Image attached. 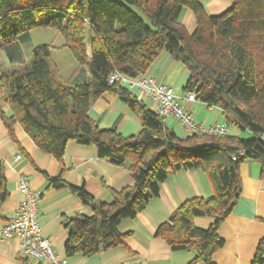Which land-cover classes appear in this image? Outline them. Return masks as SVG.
I'll list each match as a JSON object with an SVG mask.
<instances>
[{"label":"trees","instance_id":"obj_1","mask_svg":"<svg viewBox=\"0 0 264 264\" xmlns=\"http://www.w3.org/2000/svg\"><path fill=\"white\" fill-rule=\"evenodd\" d=\"M184 8L195 15L193 33L179 23ZM36 28L56 29L79 64L88 67L91 79L70 85L47 44L33 48L30 68H1L0 114L10 137L18 142L19 124L39 149L59 161L70 141L94 146L100 158L127 168L133 177L132 185L112 191L109 202L68 184L61 175L47 177L49 188L69 189L92 208L89 216L64 221L66 257H91L124 245L129 233L119 230L121 222L141 214L172 174L197 168L209 175L214 195L182 203L155 236L174 251H193L190 264H215L213 256L225 244L219 228L242 192L241 165L259 162L264 178V0H233L220 15H211L200 0H0V51L9 63H25L21 38ZM164 51L188 69L187 93L222 109L227 124L254 137L195 133L179 138L129 88L110 82L114 73L144 75ZM105 93L119 96L140 115L137 134L100 128L90 118L93 101ZM8 197L0 164V208ZM196 217L213 223L199 227ZM21 262L42 264L29 256ZM251 264H264V238Z\"/></svg>","mask_w":264,"mask_h":264},{"label":"crops","instance_id":"obj_2","mask_svg":"<svg viewBox=\"0 0 264 264\" xmlns=\"http://www.w3.org/2000/svg\"><path fill=\"white\" fill-rule=\"evenodd\" d=\"M200 1L211 15L222 14L233 3V0ZM179 23L189 33H193L197 26L195 15L189 8L182 10ZM52 48L55 50L51 51L59 53L70 51L64 46V41H60ZM58 59L54 60L59 72L70 85L90 81L91 73L88 67L77 65L79 62L75 57L77 63L69 58L60 61ZM6 66L7 59L0 51V69H5ZM145 74L155 78L158 83L174 87L181 106L190 111L197 123L204 126L227 124V117L222 109L198 100H188L185 87L190 73L167 51L159 55ZM131 91L137 95L134 90ZM139 100L156 111L152 99ZM3 110L10 113V106L5 105ZM89 116L100 128H115L124 136L137 134L142 127L140 115L119 96L110 93H105L93 101ZM165 123L179 138L186 139L192 135L174 116L167 117ZM227 127L229 135L242 139L254 137L251 132L242 131L235 124L228 123ZM15 130L18 142L10 137L0 114V164L5 167L9 189V197L0 208V231L13 219L25 198L19 183L20 177L24 175L29 179L30 188L41 194L38 202V219L42 232L52 241L57 255L67 259V264H190L195 258L193 251L172 250L163 239L155 236V232L157 227L168 221L173 212L185 201L214 195L213 183L204 170L182 169L167 178L160 186L159 195L149 202L141 214L134 219H126L119 225L122 233H129L124 245L91 257L78 254L68 258L65 254L68 230L63 223L67 218L77 215H91L92 208L85 205L69 189L49 188L47 177L61 175L68 184L84 187L95 198L107 202L112 200V191H120L132 185L133 177L127 168L113 165L100 158L98 149L94 146L70 141L67 143L63 159L59 161L53 155L39 149L19 124ZM18 153L22 154L21 159H17ZM240 172L242 192L233 211L219 228V235L225 240V244L214 254L215 264H251L259 241L264 238L262 165L247 160L241 165ZM195 223L199 227L207 228L213 223V219L196 217ZM23 256L25 255L21 251L20 239L0 236V264H22ZM32 260L38 263L33 258ZM41 262L50 264L46 260Z\"/></svg>","mask_w":264,"mask_h":264},{"label":"built area","instance_id":"obj_3","mask_svg":"<svg viewBox=\"0 0 264 264\" xmlns=\"http://www.w3.org/2000/svg\"><path fill=\"white\" fill-rule=\"evenodd\" d=\"M115 81H120L125 87L134 90L139 99H152L156 112L161 117L164 119L169 116L176 117L182 127L190 134H228L227 124L204 126L197 123L190 111L181 106L174 87L165 83H158L151 76L144 74L137 78H129L114 73L110 77V82ZM187 98L190 101L196 100L194 93H188ZM21 158L22 154L18 153L17 159ZM19 183L25 198L18 207L13 219L5 224L0 231V236L20 239L22 253L37 262L46 260L50 264H67V259L57 255L52 241L42 232L38 219V202L41 194L30 188L28 177L21 176Z\"/></svg>","mask_w":264,"mask_h":264},{"label":"rangeland","instance_id":"obj_4","mask_svg":"<svg viewBox=\"0 0 264 264\" xmlns=\"http://www.w3.org/2000/svg\"><path fill=\"white\" fill-rule=\"evenodd\" d=\"M60 41H64V39L62 38L61 34L54 28H36L31 30L28 34H26L21 38V44L25 52V63L22 65H18V64H11L7 61V66L5 70H9V71L21 70V69L26 70L30 68L32 64V50L34 47L47 44L51 47V49H53L52 47L57 45ZM53 58L54 59L59 58L58 59L59 61L61 59L69 58L71 60H74L73 61L74 63H77L70 51L61 52V53H59V51L58 52L53 51ZM78 64L79 63H77V65Z\"/></svg>","mask_w":264,"mask_h":264}]
</instances>
